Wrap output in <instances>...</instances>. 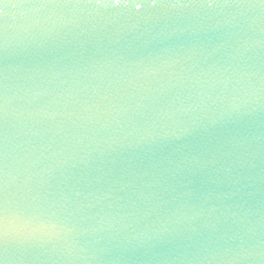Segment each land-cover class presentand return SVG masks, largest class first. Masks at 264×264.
I'll use <instances>...</instances> for the list:
<instances>
[{
  "label": "water",
  "instance_id": "1",
  "mask_svg": "<svg viewBox=\"0 0 264 264\" xmlns=\"http://www.w3.org/2000/svg\"><path fill=\"white\" fill-rule=\"evenodd\" d=\"M0 204V264H264V0H0Z\"/></svg>",
  "mask_w": 264,
  "mask_h": 264
},
{
  "label": "snow or ice",
  "instance_id": "2",
  "mask_svg": "<svg viewBox=\"0 0 264 264\" xmlns=\"http://www.w3.org/2000/svg\"><path fill=\"white\" fill-rule=\"evenodd\" d=\"M99 2V0H97ZM18 223L20 227L15 228L19 233L24 235H33L38 229L31 226V221L19 219ZM10 224L8 209L4 207L3 204H0V243H2L7 235L6 228Z\"/></svg>",
  "mask_w": 264,
  "mask_h": 264
}]
</instances>
